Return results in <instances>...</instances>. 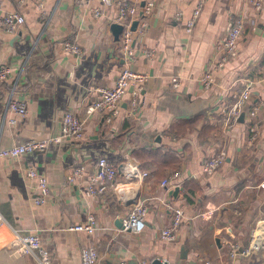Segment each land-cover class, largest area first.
I'll use <instances>...</instances> for the list:
<instances>
[{
  "label": "crops",
  "instance_id": "0c3cea01",
  "mask_svg": "<svg viewBox=\"0 0 264 264\" xmlns=\"http://www.w3.org/2000/svg\"><path fill=\"white\" fill-rule=\"evenodd\" d=\"M193 1L154 0L145 33H133L134 55L128 61L110 29L111 4L45 0L41 14L34 0H0V15L16 9L24 16L14 33L0 26V65L11 67L0 82V146L59 133L66 110L84 119L80 140L64 137L43 152L0 157V213L21 232L38 233L49 251V264H81L80 248L88 241L96 246L99 264L122 259L128 264L142 259L147 264H198L203 256L213 264H264L262 247L245 258L227 256L231 240L248 243L264 197L255 187L264 175V3L255 10L247 0H206L187 33L174 13L189 10ZM92 6L102 7L103 14L95 17ZM230 12L244 16V31L236 56L214 68V45ZM66 40L78 44L81 52L66 51ZM144 48L153 51L151 57H145ZM123 66L149 75L136 109L129 114L126 93L112 120L98 112L87 114L96 87L112 85ZM209 70L212 81L205 88L200 77ZM172 77L178 78L175 87ZM14 81V96L25 100L26 114L8 123L14 116L6 108ZM246 85V107L255 108V115L244 111L237 123L227 126L225 111ZM253 123L257 139L249 131ZM220 148L226 150L223 164L211 175L202 174L201 163ZM100 156L122 165L115 178L120 189L109 187L103 195L89 197L83 194L84 182ZM126 163L147 174L128 177ZM77 164L84 165V174L68 182L65 171ZM29 166L48 180L49 193L41 204L33 202L38 190L36 179L26 176ZM174 170L179 171V185L161 187L160 180ZM138 200L148 208L145 227L132 232L116 226L115 219L124 218ZM171 205H181L184 217L175 237L165 241L159 231L170 219ZM89 212L98 226L92 237L67 229ZM4 236L0 231V243ZM0 264L37 263L29 254H0Z\"/></svg>",
  "mask_w": 264,
  "mask_h": 264
},
{
  "label": "built area",
  "instance_id": "2783aa9c",
  "mask_svg": "<svg viewBox=\"0 0 264 264\" xmlns=\"http://www.w3.org/2000/svg\"><path fill=\"white\" fill-rule=\"evenodd\" d=\"M26 0H16L21 4ZM41 14H44V1L34 0ZM101 0L102 7L109 4L114 6L112 21L120 23L122 30L119 34V47L124 57L131 61L134 55L133 33L144 34L147 27L146 17L151 13L154 7V0ZM250 6L255 10H260L264 0H247ZM206 0H194L189 10L177 9L174 13V19L183 25L185 32L190 33L205 5ZM98 6L90 7L91 13L95 17L103 14V8ZM137 20L134 29H131L132 21ZM24 23V16L19 10H9L0 15V26L6 33H14L20 25ZM244 16L238 13H228L223 36L215 43L214 48L217 51V59L214 68L224 67L229 60L233 59L239 46V40L244 31ZM66 51L75 55L81 52V47L70 41L63 42ZM145 57H151L153 51L151 49H142ZM11 74L10 65H0V81H3ZM148 73L144 70L134 69L130 66H123L119 69L112 85H99L96 87V98L87 107V114L98 112L104 115L106 121L112 120L121 112L122 99L126 93L130 94V112H133L140 103L139 91L142 84L148 79ZM172 85L177 86L178 78L172 77ZM200 80L203 87L208 88L212 81V71H206ZM17 81H14L9 88V97L7 99L6 108L11 111L14 116L7 118L8 123H16L18 118H22L26 114V102L24 99L15 97L14 92ZM130 88V92H129ZM250 85H246L239 93L236 100L225 111L226 118L224 123L227 126H233L243 115L244 111L250 116L255 115V108L246 107L249 98ZM256 123L250 126L251 139L258 135ZM84 119L77 115L74 111L66 110L61 116L60 130L57 134H50L41 138H29L22 142L11 144L8 146H0V157H18L20 155L31 152H43L47 149L52 141H59L64 137L74 140H80L84 137ZM226 158L225 148H220L217 152L206 158L201 163V173L204 175L213 174L219 166L223 164ZM119 166L110 159L100 156L96 159L95 166L86 175L84 182L83 194L89 197L103 195L109 187L119 190L120 187L115 183L116 174ZM128 177L143 176L147 172H141L134 164L126 163L123 165ZM26 176L36 179L37 194L33 197L35 204L43 203L49 193V185L47 177L44 174H38L31 166L25 169ZM85 167L82 164L72 165L65 171V179L73 182L76 178L83 176ZM180 176L178 170H174L164 176L159 184L161 187L178 186L179 182L175 180ZM257 189L264 191V175L256 183ZM147 205L142 201H134L128 209L127 215L123 218V228L132 232H140L145 227V216L147 214ZM171 215L167 224L163 225L159 231L160 238L169 241L173 239L180 227L184 217V211L181 205L170 206ZM237 213L239 210H236ZM260 216L252 230V236L248 243L242 244L237 240H231L228 248V258L235 260L245 258L254 251L264 248V197L262 198V207L259 210ZM68 230L84 232L88 237H92L98 229L96 217L89 212L82 221L74 222L67 226ZM0 231L4 233V239L0 243V254L10 255L13 257L22 254H29L35 259L37 264H49L50 254L46 247L40 241L37 232H21L19 229L9 224L0 213ZM81 264H99V256L95 244L88 241L80 248ZM162 262L166 263L167 259L162 258ZM112 264H128L125 259L116 261ZM138 264H147L142 259ZM198 264H213L208 257H200Z\"/></svg>",
  "mask_w": 264,
  "mask_h": 264
},
{
  "label": "water",
  "instance_id": "95a60500",
  "mask_svg": "<svg viewBox=\"0 0 264 264\" xmlns=\"http://www.w3.org/2000/svg\"><path fill=\"white\" fill-rule=\"evenodd\" d=\"M136 23H137L136 19L132 21L131 29L135 28ZM110 29H111V32H112L114 38L117 39L119 37V34H120L121 30H122V25L120 23H117V22H112L110 24ZM130 193H131V190L128 192V194H130ZM115 225L118 226V227H123V218L118 216L115 219Z\"/></svg>",
  "mask_w": 264,
  "mask_h": 264
},
{
  "label": "rangeland",
  "instance_id": "374dc122",
  "mask_svg": "<svg viewBox=\"0 0 264 264\" xmlns=\"http://www.w3.org/2000/svg\"><path fill=\"white\" fill-rule=\"evenodd\" d=\"M254 139H257L256 137L254 138ZM254 211H256L257 212V210L255 209ZM257 215V217H258V212L256 213ZM252 226H253V224H252ZM244 235H245V233H244Z\"/></svg>",
  "mask_w": 264,
  "mask_h": 264
},
{
  "label": "trees",
  "instance_id": "16d2710c",
  "mask_svg": "<svg viewBox=\"0 0 264 264\" xmlns=\"http://www.w3.org/2000/svg\"><path fill=\"white\" fill-rule=\"evenodd\" d=\"M1 82V81H0ZM183 186L188 185V183H186L185 181L182 183Z\"/></svg>",
  "mask_w": 264,
  "mask_h": 264
}]
</instances>
